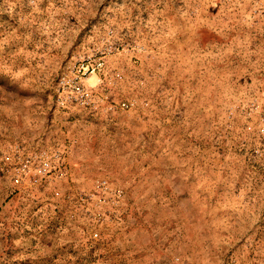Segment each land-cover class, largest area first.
<instances>
[{"label":"rangeland","instance_id":"1","mask_svg":"<svg viewBox=\"0 0 264 264\" xmlns=\"http://www.w3.org/2000/svg\"><path fill=\"white\" fill-rule=\"evenodd\" d=\"M0 264H264V0H0Z\"/></svg>","mask_w":264,"mask_h":264},{"label":"built area","instance_id":"2","mask_svg":"<svg viewBox=\"0 0 264 264\" xmlns=\"http://www.w3.org/2000/svg\"><path fill=\"white\" fill-rule=\"evenodd\" d=\"M87 72L88 70H84L82 72V75L70 78H63V80L61 81L62 86L60 87L61 94L59 95V98L62 102L78 103L82 105L96 103L93 91L87 86L83 78L84 76H86ZM124 106L128 105L124 104ZM36 160V158L31 157L24 158L21 166L22 172H27L31 168L32 163H35ZM37 168H39V171L41 173H47L54 167L51 165L49 160L40 158L39 165L37 166Z\"/></svg>","mask_w":264,"mask_h":264}]
</instances>
